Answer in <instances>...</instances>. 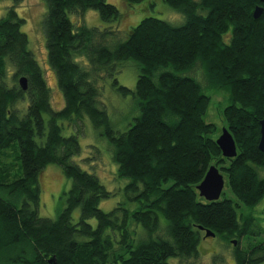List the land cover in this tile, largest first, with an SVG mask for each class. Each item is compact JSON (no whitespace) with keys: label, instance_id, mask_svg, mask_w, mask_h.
Returning a JSON list of instances; mask_svg holds the SVG:
<instances>
[{"label":"trees","instance_id":"16d2710c","mask_svg":"<svg viewBox=\"0 0 264 264\" xmlns=\"http://www.w3.org/2000/svg\"><path fill=\"white\" fill-rule=\"evenodd\" d=\"M21 1L0 18V264L186 261L198 257L206 229L229 245L236 240L238 264L264 262V224L253 213L264 198V152L258 147L264 118V12L257 19L253 13L264 2L165 0L184 15L182 24L148 16L122 39L118 28L89 27L70 17L83 18L94 9L103 21L116 23L121 13L108 0H45L49 63L65 98V106L56 110L21 30L26 22L17 12ZM128 59L139 65L135 90L116 77L120 62ZM9 65L12 86L6 81ZM198 67L209 85L228 92L224 115L237 145L233 158L223 156L214 137L217 126L205 120L211 98L191 75ZM22 76L27 89L16 83ZM106 78L121 94L136 98L139 113L122 133L112 128L100 105ZM26 98L22 114L16 105ZM85 116L96 128L105 127L119 175L129 179L127 200L110 211L99 205L112 192L73 160L82 150L78 134H63L61 121L77 128ZM52 163L72 180L66 207L56 218L38 210L39 177ZM213 164L237 201L200 196L197 186ZM77 208L81 215L74 222ZM161 216L167 221L163 230ZM134 223L143 226L142 236Z\"/></svg>","mask_w":264,"mask_h":264},{"label":"rangeland","instance_id":"374dc122","mask_svg":"<svg viewBox=\"0 0 264 264\" xmlns=\"http://www.w3.org/2000/svg\"><path fill=\"white\" fill-rule=\"evenodd\" d=\"M108 2L116 5L121 13V18L116 23L103 21L100 13L94 9H89L83 18H78L76 14H70V17L75 23L81 22L89 27L104 29L113 26L118 28L123 31L122 39H126L131 28L144 17L154 16L174 25H180L184 22V15L169 6L165 0H142L134 4L127 3L125 0H108ZM14 4L15 0H0V18L5 17L8 7ZM17 12L20 17L26 20L21 30L27 34L29 49L33 52L43 70L44 77L51 90L52 107L60 110L65 106V98L58 85L56 71L49 63L47 40L43 27L47 4L45 0H22L17 5ZM78 61L84 64L86 59L79 58ZM13 70V67L9 65L6 77L9 86H12L14 82ZM138 75L139 65L137 61L128 59L120 62L119 72L116 75L119 84L135 90ZM191 75L202 83L204 92L211 98L205 120L217 126L214 137L218 138L226 127L224 108L229 104L228 92L225 89H216L209 85L202 67H198ZM100 98V105H103L102 107L106 109L112 128L118 133L126 131L139 113L134 95L124 96L113 85V79L106 78ZM28 105L29 100L26 98L18 102L16 107L24 114ZM44 116L46 120L49 117L48 114ZM81 121V126L79 125L80 127L77 128L75 124L61 121L64 126L63 134L65 136L78 134L82 150L79 155L73 157V160L83 169L96 174L106 188L112 192L111 197L103 199L99 205L104 211H110L119 202L127 200L124 188L129 179L119 175V167L113 158L112 146L105 134V127L96 128L87 116L83 117ZM39 184L41 188L39 213L44 217L56 218L58 213L66 207V193L72 185V180L63 173L58 164L52 163L48 164L41 172ZM223 192L224 194L221 197L237 201L236 195L227 184H225ZM243 208L248 210L245 206ZM253 213L264 224V198L253 208ZM80 215L81 209H75L73 221L77 222ZM91 223L94 226L97 225L95 219H92ZM160 225L161 230L165 229L167 225L166 219L162 216L160 217ZM132 227L137 229L139 236L143 235L144 229L141 224L134 223ZM246 241L245 239L243 242L244 246ZM232 245L234 244H227L220 235L207 237L203 234L198 247V257L189 258L186 261L171 257L168 259V264H238ZM258 264H264V262Z\"/></svg>","mask_w":264,"mask_h":264},{"label":"water","instance_id":"95a60500","mask_svg":"<svg viewBox=\"0 0 264 264\" xmlns=\"http://www.w3.org/2000/svg\"><path fill=\"white\" fill-rule=\"evenodd\" d=\"M264 2V0H260ZM264 12L262 5H257L254 9V17L259 18ZM19 83L23 89H27L28 81L25 76L20 77ZM217 144L221 148L224 157L233 158L237 156V145L232 132L225 127L222 133L216 139ZM259 149L264 152V118L260 121V139L258 144ZM225 187V177L221 173L220 169L215 165H211L206 176L197 186V190L201 197H204L208 201L218 200ZM206 236H215V233L210 229H206ZM236 240H233V244H236Z\"/></svg>","mask_w":264,"mask_h":264},{"label":"flooded vegetation","instance_id":"af4514ba","mask_svg":"<svg viewBox=\"0 0 264 264\" xmlns=\"http://www.w3.org/2000/svg\"><path fill=\"white\" fill-rule=\"evenodd\" d=\"M19 80H20V78L17 79V82H16V83L20 84V83H19ZM13 84H14V83H13ZM13 84H12V85H13ZM20 86H21V85H20Z\"/></svg>","mask_w":264,"mask_h":264}]
</instances>
